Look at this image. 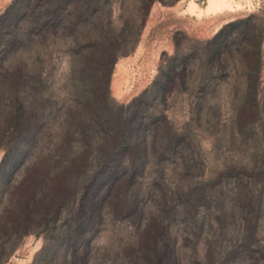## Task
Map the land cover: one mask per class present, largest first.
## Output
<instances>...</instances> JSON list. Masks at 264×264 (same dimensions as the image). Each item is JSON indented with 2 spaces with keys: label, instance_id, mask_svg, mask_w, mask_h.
Here are the masks:
<instances>
[{
  "label": "rangeland",
  "instance_id": "374dc122",
  "mask_svg": "<svg viewBox=\"0 0 264 264\" xmlns=\"http://www.w3.org/2000/svg\"><path fill=\"white\" fill-rule=\"evenodd\" d=\"M19 4L0 30L47 32L3 58L34 148L0 191V264H264V0Z\"/></svg>",
  "mask_w": 264,
  "mask_h": 264
},
{
  "label": "trees",
  "instance_id": "16d2710c",
  "mask_svg": "<svg viewBox=\"0 0 264 264\" xmlns=\"http://www.w3.org/2000/svg\"><path fill=\"white\" fill-rule=\"evenodd\" d=\"M20 3V0H13V2L0 14V27L4 24L11 23V20H13L12 11ZM57 7V6H56ZM64 9V8H63ZM58 9H53L50 12H46V15L40 17L42 19V22H40V26H48V29L51 28V26L56 25L60 21L67 19L69 17V11L68 13L59 14ZM21 13H18L17 16L14 18L17 20L21 17ZM39 20V19H37ZM13 23V22H12ZM15 23V22H14ZM36 23V22H35ZM38 23V22H37ZM38 30H26L25 32H16L14 34L11 33V31L8 30V28H5V31L0 30V141L2 142L4 146V153L2 155V158L0 160V191L1 188L6 187L7 182L9 181L12 174L16 171V169L21 165V163L24 162V155L32 150L34 148V145L27 142H14L11 137L8 135L9 133V127L13 128L10 125V120L7 117V113L10 109V95L13 94L15 91H20L21 89H28L27 84L24 79V74L21 76H17L16 78L12 79L11 75L15 73L17 66L15 65H3V58L6 53L10 51L12 48L20 49L24 46V41L30 40L32 37L37 36H43L46 34L47 31H42L41 33L37 32ZM11 49V50H12ZM121 52V49H118L116 47H113L108 53L107 58L111 59L112 61L115 60L116 56ZM105 103V99L103 100ZM21 104L19 116L20 118H23V115H30L31 112H28L24 106ZM105 106V104H104ZM4 113V115H3ZM94 118H92L93 120ZM16 124V131L17 135L20 138H23L27 132L28 127L25 126L23 123L17 122ZM7 137V139H5ZM20 141V140H19ZM97 148V147H96ZM117 149L115 147H111V154L114 152L116 153ZM101 152V150L98 148L97 153ZM110 154V155H111ZM108 156L109 160L105 162V149L103 152V155H97L98 159H101L100 164L102 165L103 171H105V166H108L109 162L114 160L112 156ZM119 164L110 165L109 167V176L111 178L117 177L118 173L121 171ZM82 205V204H81ZM240 215L242 212L239 213ZM246 216H248V219L253 223L256 224L258 220V215L254 208L250 209L249 211L245 212ZM242 217L245 215H241Z\"/></svg>",
  "mask_w": 264,
  "mask_h": 264
}]
</instances>
